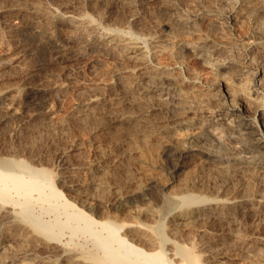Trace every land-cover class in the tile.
I'll use <instances>...</instances> for the list:
<instances>
[{"label":"rangeland","instance_id":"rangeland-1","mask_svg":"<svg viewBox=\"0 0 264 264\" xmlns=\"http://www.w3.org/2000/svg\"><path fill=\"white\" fill-rule=\"evenodd\" d=\"M7 1L6 0H0V10L10 12L13 7L20 6L19 4L22 2L25 3V6L23 3V5L21 7L26 8L27 11L32 10V8H31V6H29V2H28L30 0H28V1H25V0L24 1L23 0H7ZM57 1L58 0H56V2L53 0H51V1L50 0H48V1L47 0H45V1L41 0V3H40L39 0H37V1L31 0L30 3L33 4L35 2L38 4V2H39L40 7L44 8V10H48V9L50 10V8L51 9L56 8ZM62 1L65 4H63ZM62 1H60V0L58 1L59 2L58 6L62 5L61 8H63V9H65L66 6H68V8L70 10L72 8L73 9L77 8L76 10L80 9V11H82L81 10V8H82L83 11H87L89 13L92 12L91 14L96 18V22L101 27L102 26L103 27L108 26V27H122L124 29L129 28L131 31H133L134 34L137 33L139 36L145 38L144 41L146 42V44L149 47H152L153 45H155L156 41L153 42L151 40V38H154L157 34L158 37H156V38L158 39V41H157L158 44H161V46H164V47L162 48V50H160L159 52L154 53L152 55L149 63H147V62L145 63L144 61L141 62L140 60H137V61H139L141 63L136 62V60L135 61L131 60V61H133V62H131L130 59L125 58L123 56V50L121 48L122 45H120L121 42L118 39H112L114 41L109 40L108 45L106 42V44L100 46L97 51L96 50L91 51V53H90L91 55L88 54L86 56L87 58H85L81 63H77L74 61H72V63H71L70 60H69L70 62L67 60L66 61L62 60L59 62L47 54L46 55L45 54L39 55V53H36L35 55L34 54L32 55V54H28V52H25L24 54L23 53L20 54L19 64H17V65H15V64L14 65H4L5 67L0 66V78H2V80L0 79V81L3 82V80H4L5 83L7 82L9 84H11V83L13 84V82L15 81L16 83H14V84H18L17 81L19 79L17 80L16 78L21 76V74L29 73V75L33 76V78L36 76L34 79L37 80V78H38V80H41L42 82L50 84L52 86H53V84L57 85L58 83H61V82L64 85L63 88L53 89V91H52L53 94L51 93L52 99L50 100V103L48 104V108H47V105H46V109H45V106L43 108H40L41 110L44 109L46 111H44V110L41 111L38 108V109H36L37 111H35V112H38V114L35 115V117H33V118L27 117V115L24 114L25 116L22 115V116H20L21 118L16 117V120H15V117H11V119L14 118V120H11L12 122L11 121L9 122L10 119H8L6 122L7 124L5 122H3L4 124L2 125V122H0V126H1L0 127V130H1V132H0V145L2 146V148L0 146V150L1 151L3 150L4 153L5 152L6 153H13L14 152V154H15V151H16V154H18V153H20V151H22L20 153L21 155L19 154L20 156L24 155L23 157H25V158L27 156L28 160L30 161L29 158H31V162H33L34 164L37 165L38 163H40L41 165L39 164L38 166L44 165V167H46V168L48 167V169L51 170L52 168L54 169V167H52V166L55 164V162L57 163L60 161L59 158L55 156L56 152L60 151V149L62 150L65 148L68 150V147L70 148V146L73 145L74 143H75V145L77 144L76 145L77 149L71 150L68 152V154H69L68 158L70 157V161H74V162L75 161L76 162H93L94 159L97 157L96 155L98 153H100V151L102 152L104 149L105 153L103 151L102 154L106 155L109 158L116 159V162L119 165V168L117 169L116 172L119 173L120 175L115 173L117 176L115 174L113 176H115L114 178H115V181L117 182V185H119V182L121 181L120 185L118 186L119 189L118 188H115V189H117L119 194L122 195V198L120 199L121 201L118 202L119 205L117 207L113 208L111 206H108L102 202L101 197H103V199H105L106 197H110L111 195L118 193V192H116L117 190L116 191H114L115 189H112V190L109 189L108 190V188H106V190H108V191H106L105 188L102 189L103 187H98L97 192L100 191L103 193V194L101 193L102 194L101 195L99 192L97 194V195H99L98 200L95 201L99 204L98 212L96 213L98 220H103V219L105 220V217L107 218V216H109V217L112 216L111 220L114 219L115 221L114 220L113 221L116 222L117 224L125 225V226L129 227V228L127 227V230H126V228L124 231L122 230L121 234L128 236L127 238L129 241H131V242H133L139 246H143L144 249H147V250H155V249L158 250L160 247L158 244L161 245L159 239L161 238L162 235H164V238H167L166 241H169L168 239H170L173 244H178V245L183 244L181 246L185 245L188 248L190 247L193 249V251L195 253L198 252L197 254L200 253L199 255H201V254L203 255L205 253L204 249H206L204 247L205 243H206L208 237L213 234V236H215L216 238L222 239V240H220L221 242L220 241L218 242V244L221 245L219 247L220 248L219 250L222 252L224 250L223 253L227 252V255L232 254L231 256H229L230 258H228V257L220 258L218 264H220V261H221V264H254V263L255 264H264V256H263L264 254H263V252H260L258 250L259 247L260 248L264 247V198H263V196H264L263 192L264 191L261 192V190H264V186H262L264 183L263 182L264 181V177H263L264 176L263 175L264 168H261L262 169L261 170L260 166H256L255 164H246L243 162L244 155H245V149L243 147L242 142L237 141L236 139H232V140L228 139L226 137L227 128L222 127L224 125H221V126L218 125V127L221 128V130H219L216 134H212V135L210 134L208 136V131L210 132V129H212L216 126L215 124H213V125L211 124V125L204 126V127H202L200 124H198L199 126L198 125L194 126V125L186 124V123L179 124V126L176 127L177 130H175L172 133V136L178 138L179 143L182 146L186 145L187 144L186 139L195 133H200V132L205 130V133L207 134L203 139V141L205 143L202 142V144L203 143L205 144L204 145L205 149L203 147L204 150H203L202 154H198L197 156L193 157V159L199 157L201 159L202 163L200 162V159L197 158V164L194 165L192 163V165H190L189 169H187L185 173H184V171L179 172V171H175L171 168V166L167 162L166 156L163 153V146L160 145L161 142L163 143L165 138L168 139L167 137H164V136H166L165 134L167 133V132H165L167 124L165 123L166 124L165 125L164 122H166L165 118L169 115L168 112L166 114V110L169 111V113L171 114L172 108L174 107V105H175V109L179 108V110H185L187 108V106H191L193 109H197L196 110L197 112L200 111L201 113L200 112L199 113L203 114V113H206V112H204L206 109H207L206 111H211L212 109H214L218 104L216 102H219V100L221 101L224 93H223V90H221V88L218 87V84H220L224 79L225 80L228 79L229 83L231 82V84L234 87L237 86L239 88H240V86H242V84H244V88H245L246 87L245 86V83H246L245 80L246 81L248 80L247 81L248 83H246V84H247V87L250 86L248 84L251 81V78H250L251 73H250V71L249 72L245 71L247 69H245L244 65L241 62H242L243 58L246 57V55L244 56V54H245L246 49L249 46V44H251L253 42H259V41L263 42L264 41V34H263L264 33V0H242V1L241 0H233V1L232 0H172V1L171 0H101V1L98 0V2H96L97 0H95V1L90 0V1H93L92 3L89 0H87V1H85V0H67V1L62 0ZM26 2H28V3H26ZM89 2H90V4H89ZM94 2H96V3H94ZM84 3L87 5L85 6ZM41 4H45V5H41ZM48 4H50V5H48ZM81 4H84V6ZM171 4H173V5H171ZM46 5L49 8L46 7ZM94 5L96 8L94 7ZM73 6H75V7H73ZM79 6H80V8H79ZM3 7L4 8L6 7L5 8L6 10H4ZM46 8H48V9H46ZM91 9H92V11H91ZM221 10H223V11H221ZM253 10L257 15L254 16L255 13L254 12L252 13ZM2 11H0V16L2 15ZM100 11H101V13H100ZM111 12H113V14ZM221 13H223V14L220 15ZM248 13H249V15H251V14L252 15L249 16ZM103 14H106V16ZM230 14L232 15L231 16L232 18L234 17V14H235V18H233V20L226 18L227 15H230ZM29 16H31V17H29ZM42 19H43V21H42ZM126 19L128 20V22L126 21ZM234 19L236 22H233ZM26 20H28L29 22H32V21L38 22L37 20H39V24L41 23L40 21H42L43 26H45L46 23H47L46 25H48L51 22V20H48L45 17H41V19H35L33 17V15L30 14V12L26 14ZM129 20L131 21V23L129 22ZM137 20H139L140 22H138ZM135 21L138 24H136ZM125 25H126V27H125ZM171 25H173V26H171ZM174 26H176L177 29H176V27L174 28ZM173 28H174V30H176V32H174ZM134 30L136 33L134 32ZM257 30H259L260 32ZM150 35H151V37H150ZM261 37L263 40L261 39ZM116 40L119 42H116ZM118 43H120V44H118ZM113 45H114V47H112ZM103 47H106V48L103 49ZM243 47L245 48V50ZM225 48H228V49L225 50ZM110 49H111V51H110ZM117 49L120 51L122 50V55ZM228 50L229 51L231 50V52L229 53ZM175 51H177L178 53H176ZM226 51H228V53ZM236 52H238V53H236ZM111 54H113L114 56ZM229 54L239 55L240 58L237 60H234V61H230L229 57L227 56ZM240 54H241V56H240ZM22 56H23V59L20 58ZM117 56L121 57L120 58L121 62L118 61L119 58ZM27 59H29V60L27 61ZM127 59L130 62H128ZM123 60L127 61V62H123ZM20 61H22L23 64ZM149 64H151V65H149ZM222 64H226L227 66L222 65ZM20 65H22V66H20ZM155 65H157V67ZM152 66L155 67L156 69H159L158 70L159 72L161 70V72H160L161 74H163V73L169 74L170 73L169 76H172V77L170 79H168L170 81L167 82L168 86H166L165 89H163L162 86L159 87L161 84L156 85L157 83H159L158 80H153V82H152V80H150L151 84L149 83L150 81H148V80L145 83L143 82L142 85H147V82H148V85H152V83H154L153 85H155V88L157 87L156 89L154 88L152 90L153 92L150 91L149 94H146L149 98L144 99L147 96L144 97V94L143 95L138 94V91L136 88H137L138 81L141 80V78H142L141 76L146 71H148V69L151 68ZM1 67L3 68V70ZM14 67H16V68H14ZM242 69H245V70H242ZM11 71L14 74L16 72V74L11 75L10 74V73H12ZM171 73H172V75H171ZM17 74H18V76H17ZM4 76L5 77L7 76L10 79L8 81H11V80H13V81H11V82L6 81L7 78H5ZM15 76H17V77H15ZM117 76H119V77H117ZM138 77H141V78H138ZM13 78H15V79H13ZM117 78L120 80V82L119 81L117 82V80H118ZM173 78H174V80H173ZM65 79H66V81H65ZM133 81H134V83H133ZM2 82H0L1 86H2V84H4V82L3 83ZM112 82H113V84H112ZM6 84H4V86ZM124 86H125V88H124ZM237 87H235V89ZM247 87H246V91L244 89H242L243 86L239 90H241L245 93H248L249 91H247V90H249V88H247ZM127 88H128V90H126ZM116 89H118V91L119 92L121 91V92L120 93L117 92ZM134 89H136V91ZM236 90H234V91H236ZM239 90H237V92H241ZM92 93L93 94H99V95L101 94V97L103 95V97H102L103 99L101 100V103L103 102V104H101V105H104V107L101 105H98V106H96L95 111L93 109V111L87 112V113H90V114L95 116V119H93V121H92V117H91L92 115L89 118L88 115H90V114H87L86 112H85L86 114L83 113L84 112L83 106L80 103L82 100L85 99V97L87 98L88 95H90ZM134 94H135V96H134ZM137 94H138V96H140L139 99L142 101H139L137 99L138 98V96L136 97ZM116 96H118V97H116ZM141 96H142V98L143 97L144 98L141 99ZM123 97H125V98H123ZM131 97L134 99H132ZM104 98H106V100ZM119 98H120L121 102H119L120 101ZM127 99H129L128 104H127V102L125 103V101H127ZM146 100H148V101H146ZM113 101H115V102H113ZM144 102H146V103H144ZM113 103H116V105ZM123 103H125V105ZM130 103H131V105H130ZM160 103L161 104L163 103L164 106L162 105L163 106L162 107ZM252 103L253 102L250 103L252 105V106L250 105V107L255 106L254 105L255 103H253V104ZM112 104L114 106H117V108L119 107V109L117 110L116 107L114 109L113 108L114 106H112ZM200 104L202 106H200ZM120 105L124 106V108H127V110L129 109V107H132L133 111L130 108L128 110V112H130L131 114L133 113L135 116H137V114L138 115L144 114L145 111L148 112L149 110H151V113L153 111L154 112L152 114L148 113V115L144 119L143 118H140V119L137 118L136 121H134L135 120L134 119L132 122H129V123L126 122V124L128 126L124 125L125 124L124 122L122 124H121V122H119L120 125L118 124L119 125L118 129H116V127H115L113 129L110 128L111 129L110 130L108 123L111 119V116H112V118H114L120 113V111L126 112V109L124 110L123 107H121ZM134 106L136 107L135 109L133 108ZM159 106H161V109ZM81 107H82V109H81ZM102 107H103V109H102ZM121 108H122V110H121ZM155 108H156V110H155ZM204 108H205V110H204ZM97 109H99V110H97ZM175 109H173V110H175ZM198 109H200V110H198ZM38 110H40V111H38ZM81 110L83 112H80ZM101 110L102 111L104 110V111L102 112ZM30 111H33V110H30ZM96 111H97V113H95ZM99 112H102V114H100ZM134 112H136V113H134ZM141 112H143V113H141ZM96 114L97 115L100 114V116L99 115L97 116ZM0 115H1V113H0ZM83 115H85V116H83ZM103 115H105L104 116L105 118L103 117ZM163 115L164 116L167 115V116L164 117ZM192 115L193 114H191V116ZM86 116H88V117H86ZM94 116H93V118H94ZM107 116H108V118H110V119H108L109 121L106 120ZM1 117H0V121H1ZM83 117H84V120H83L84 123H85V120L88 118L86 120V124L88 125L89 123H91L90 124L91 127L89 125L87 126L86 124H85L86 125V127H85V125H83L84 123L80 126V124L82 123ZM97 117H99V118H97ZM100 117L105 119L106 124H103L104 119L101 120ZM147 117H149V118H147ZM78 118L81 119V123L78 122V121H80V120H78ZM232 118L235 119L236 125H238L240 127L242 126V122H243V121H241L242 116H240V117L234 116ZM18 119L20 121H18ZM21 119H22V121H21ZM32 119H34V120H32ZM97 119H99L101 121H99ZM162 119H163V125H160V124H162ZM149 120L151 121V123ZM153 120H154V122L157 121L156 124L153 122ZM98 121L100 123H98ZM8 122H9V124H8ZM134 122H135V124H134ZM138 122H140V123H138ZM146 122H147V124H145ZM148 122H149V124H148ZM200 122H202V121H200ZM18 123L23 125V126H20ZM97 123H98V125H97ZM130 123H131V125H130ZM152 123H154V124H152ZM5 124L9 125V126L7 127ZM13 124H16L15 125L16 129L14 127L11 128V125H13ZM132 124H133V126H132ZM143 124H145V126H143ZM96 125L99 127H97ZM150 125L152 126V128ZM153 125H155L154 127H156V128H154V130H152ZM156 125H158V126L160 125L161 128L156 126ZM17 126L20 127V129ZM92 127H95L97 129L95 130V128H92ZM107 127H108V129H107ZM127 127L129 128V130L139 129L140 133L138 134V132H137L138 130H137L135 132L137 135L136 134L133 135L134 131L132 130L133 132L131 133L129 131V135H128V133H127L128 130L126 129ZM2 128H4V129H2ZM8 128H10V129H8ZM88 128H90V129H88ZM91 128H92V131H91ZM119 128H120V130H119ZM143 128L145 130H147V132ZM5 129H6V131H5L6 135H4V132H3ZM104 129H106V131ZM140 129H141V131H140ZM223 129H225V130H223ZM21 130H23V131H21ZM102 130H103V132H102ZM113 130H114L115 134H116V132L120 133L119 134L120 137L118 136V134L117 135L113 134V132H112ZM116 130H118L119 132ZM7 131L9 133H7ZM142 131H145L146 133L142 132ZM152 132L154 134H156V133L157 134L154 135ZM221 132L223 133V135L221 134ZM121 133H123V134H121ZM125 133L129 137L127 135H125ZM147 133L148 134L150 133V134L148 135ZM163 133H165V134H163ZM94 134H96V135L93 136ZM108 134H109V136H108ZM131 134L133 135V137H135V136L137 137L139 135L138 136L139 139L137 137L136 138L137 141H136L132 137ZM130 135H131V138H130ZM169 135L167 134V136H169ZM219 135H220V137H217ZM115 136H118V137H115ZM121 136H124V137H121ZM144 136H148V138L150 136L151 139L150 138L148 139L147 137H144ZM106 137H108V138H106ZM109 137L110 138L112 137V138L110 139ZM140 138L143 140H141ZM144 138H146L147 141L144 140ZM107 139H109V140H107ZM222 139L223 140L225 139V141H223ZM95 140H97V141H95ZM220 140H222V143H220L221 142ZM20 141H21V143H20ZM139 142L141 144H142V142H143V144L148 142V145H146L147 143L145 145H141ZM98 143L99 144L102 143V144L99 145ZM98 145H99V147H98ZM7 146H8V148H7ZM140 146H142L141 149L138 148ZM144 146H147V150H146V147H144ZM148 146H150L149 149L151 147L153 149L149 150ZM134 147H135V149H134ZM10 148H13V150ZM19 148H20V150H19ZM6 149L10 152H7ZM142 149L146 153L143 152ZM17 151H19V152H17ZM97 151H98V153H97ZM147 151H148L149 155L147 154ZM214 151L218 152V155H217L218 157L217 156H215V158L213 157L215 160L212 158V156L210 157V155L208 156L206 154L207 152H209V153L211 152L210 154L212 155V153H214ZM150 152H152L154 155L151 154ZM217 152H215V153H217ZM107 153H109V154H107ZM219 153H220L221 158L219 156ZM142 154H143V156H141ZM150 154L152 155V157L150 156ZM113 155H115L116 157ZM111 156H113V157H111ZM146 156L149 159H150V157L153 159L147 160ZM154 156L156 157L155 159H157V160L154 159ZM141 157L143 159H146L148 162L146 160H143ZM32 158H35V159L32 160ZM216 159H218V160H216ZM246 159L250 160V158H246ZM34 160H35V162H34ZM153 160H155V161L150 163V161H153ZM189 161L192 162V159L188 160V162ZM223 162H224V165H222ZM152 163L153 164L156 163L157 165L154 164L152 166ZM236 166H237V168H241V170L239 169L240 171L245 169V172L242 171V172H244L245 176L243 173L238 175V173H240V171L238 169H236ZM246 166H248V167H246ZM217 167L218 168L222 167V169L221 168L218 169ZM233 167H235V168H233ZM224 168H225V170H224ZM227 168H228L229 172L226 171ZM235 169L237 171H235ZM196 170H197V172H196ZM248 170H249V172H248ZM191 171H192V173H191ZM221 171H226V172H221ZM198 172L199 173L203 172V173L198 174ZM236 172H238V173H236ZM252 172H254V173H252ZM210 173H212V174H210ZM215 173H217L218 175H220L222 177V179H221L220 176L216 175L219 178V181L221 179V182L223 180H226L225 177H227V178L229 177V179H227L228 181L227 180L226 181L227 182L231 181L230 182L231 184L235 181L234 182L235 184L233 183L232 185L235 186L237 184L235 187H237V189L241 188L240 190L238 189L239 191L237 190V192H236L239 195H243V194H240L241 191L244 193V195L248 194L250 191H251L250 193L253 194L254 190H255L254 193L259 192V194H256V193H255L256 195L253 194V198L258 199L261 196L260 195L261 193L263 195L260 197L261 200L259 198L260 201L259 200L253 201V204H255L254 206L250 205V204L249 205L246 204L248 206L246 208L250 209L249 215L246 216L247 218L246 217L243 218L242 222H240V224L238 223L239 226L233 225L232 229H233V227H236V229L234 228V230L229 229L228 223L225 224L226 226L220 225V226H222V228L219 225H218V227L216 226L217 228H214V225L207 224L208 214H206V212L203 209H200L201 206L203 207V205L204 206L207 205V203H209V201L212 199L219 198V197L224 198V197L228 196V194H225L224 191H221L220 186H222V184L220 185V182L218 181V178H216ZM221 173L222 174L225 173L224 176H222ZM232 173L234 175L237 174V176H240V175L241 176L240 177L231 176V175H233ZM206 174H208L209 177ZM209 174L212 176L214 174V178H212ZM227 174H229L230 176H228ZM242 174H243V176H242ZM89 175H90L89 170L86 168H83L81 171V177L82 178H88ZM192 175L193 176L196 175L195 178ZM200 175H201V177H200ZM118 176L120 177L118 179L120 180L122 178V180L118 181V179H117ZM188 176H190V178ZM179 177H180V179H179ZM186 177L188 178V180L186 179ZM223 177L225 179H223ZM182 178H184V179H182ZM191 178H193V179L191 180ZM208 178H209V182L213 179L210 182V184L208 182ZM196 179H198V180H196ZM200 179H201V181H200ZM202 179L205 181H203ZM214 179H215V182H214ZM230 179H232V180H230ZM234 179H236V180H234ZM245 179H246V181H245ZM183 180H185L184 183L185 182L188 183V184L185 183V184H187L186 186H185V184H183ZM123 181H124V183H123ZM247 181H252V183L254 185L256 183V186H254L253 184L252 185L250 184L247 186V184H249V182H247ZM55 182L57 183L56 180H55ZM200 182L202 183L203 186H201ZM207 182H208V184H207ZM213 182H214V184H213ZM216 182H219V184ZM165 183L167 184V186ZM181 183L183 186H181ZM190 183H192L191 186H189ZM196 183H198V185H195ZM215 183L217 184L216 187H215ZM243 183L245 185H243L241 187V185ZM204 184L205 185L207 184V186L208 185L209 186L207 187ZM122 185H125V186L122 187ZM188 186H189V189L187 191ZM251 186H253L252 187L253 189L251 188ZM58 187L62 188L64 194H66L67 197L71 196L70 199L72 198L71 200H74V202L76 201L75 203H77L78 206L81 207L83 205L82 208H84L85 210L87 209L86 211L90 210L89 207L87 208V206H84V203L82 204V202H83L82 199H84V198H83V194L80 190L76 191V193L74 194L73 192H71L69 189H67L66 187H64L62 185L61 186L58 185ZM120 187H121V189H120ZM180 187H183L186 189H183ZM191 187H192L191 191L194 190L193 191L194 193L190 192ZM199 187L201 190L199 189ZM218 187L220 190L218 189ZM244 187H246V189ZM248 187H249V189H247ZM256 187L260 188V189H257ZM195 188H196V192H195ZM208 188H210V189H208ZM250 188H251V190H250ZM158 189H159V192L161 191V193L158 192ZM181 189H182V191L184 190L183 192L185 195H186V193L187 194L191 193V194H195V195L197 194L198 196H203L202 198L205 199V201L199 202L197 204L195 203V206H193L194 204L193 205L187 204V207H186V204L184 205V203L182 201L177 200L178 204L180 202H182L183 204L181 205V203H180V206H178V204H176V201H174V204L171 205V208L168 205V209H167L166 208L167 202H165L168 199L167 194L170 191L171 192L172 191H174V192L178 191L181 193L182 192ZM207 189H208V191H207ZM215 189H217V190L215 191ZM103 190H105V191H103ZM211 190H213V191L211 192ZM244 190H247V191L245 192ZM248 190H249V192H248ZM156 191H157V194H156ZM216 192H218L219 195L220 194L223 195V193H224V195L223 196L222 195L217 196ZM199 193H202V195ZM104 194H105V196H104ZM73 195H75L77 198L73 197ZM100 195H101V197H100ZM211 195H213V196H211ZM160 196H163V197H160ZM158 197H160V198H158ZM162 199H164V200L166 199V200L165 201L163 200V202H162ZM164 203H165V205H164ZM40 204L41 203H39V201H38L35 209H36V211L39 209L37 212L44 213L42 211V208L40 207ZM44 205H47V203H45ZM191 206H193V207H191ZM251 206L254 208H252ZM189 207H191V210H193L191 218H188V217H183L181 219L176 218L177 212L178 213L180 211L185 212L186 208H189ZM258 208H259V210H258ZM179 209H180V211H179ZM254 211H255V214H254ZM172 213H173V216H172ZM99 215H101V216L98 217ZM195 216L197 219L195 218ZM50 217L54 218V215L50 214V213H44L45 219H47V218L52 219ZM109 217L107 219H110ZM62 218L63 219L66 218V215H64L63 213H62ZM192 218L193 219L195 218L194 219L195 223L192 222V220H193ZM181 220H182V222H181ZM171 221L173 222V224ZM174 221L176 224L174 223ZM132 222L135 223V225L133 224L134 227L129 226L130 224H132ZM161 222H163V223H161ZM164 222H166L167 224L165 223L166 224L165 225ZM170 222H171V224H170ZM187 222H188V224H187ZM127 224H129V225H127ZM162 224H164V225H162ZM1 225L2 224H0V229H1ZM138 225H143V226L146 225L149 228L151 226L150 231H152V233L151 232L149 233L150 237L143 235L144 233L142 231H140L141 229L138 228ZM159 226L163 229L162 231L160 230ZM163 226H164V228H163ZM137 228H138V231H137ZM209 228L212 232H208ZM237 228H238V230H237ZM213 229H214V231H213ZM7 230H6V228H5V230H2V231H5L4 232L5 235L6 234H12L14 231L13 229H12V231L10 229L8 231ZM204 230H205V233H203ZM216 230H218L219 232L218 231L216 232ZM158 231L159 232L161 231L160 234H157V233H159ZM234 231H236V232H234ZM162 232H165V233L162 234ZM228 232H231L232 234L229 235V234H227ZM126 233H128V234H126ZM210 233H212V234H210ZM233 233H237L239 235L236 234L237 235L236 236ZM246 233L249 235L247 236ZM70 234H71V231H69V229H67L64 232V234H62V236H63L62 237V243L59 246L60 247H61V245H62V247L67 246V248L71 249V252L73 255L71 254L72 256L70 255V256L61 257L59 259V264H67V263L68 264H96V263H94V261L92 259H91L92 261L86 259L83 256V254L81 253L82 252L81 250L94 249L93 244H92V239L89 238L88 235H83L80 233L77 234V236H73V237H70ZM133 234H134V236H133ZM165 234H167V235H165ZM201 234H202V237L199 238L201 236ZM203 234H207V235L203 236ZM78 236H79V238H78ZM206 236H207V238H206ZM225 236H227V237H225ZM238 236L243 238V239H245V238L246 239L243 242V241H241V238H239ZM82 237L85 239H82ZM133 237H134V239H132ZM203 237L206 239L204 240ZM234 237H236L237 239ZM253 237H254V239L252 240ZM148 238H152L153 241L151 243H149L147 240ZM172 239L175 241H173ZM201 239L204 240L203 241L204 243L201 241ZM143 240H145V241H143ZM224 240H225V242L226 241L227 242L224 243L223 242ZM236 240H237V242H236ZM250 240H251V242H250ZM157 241H159V243H157ZM166 241L164 240L165 246L163 244V247L166 249V252L175 250V249L170 250V247L167 248ZM239 241H240V243H239ZM246 241H249L248 243L252 244L251 245L252 248L249 249L250 251L245 248L244 244ZM174 242H177V243H174ZM197 242L200 243L201 246ZM257 242H258V244H257ZM241 243H242V245H240ZM18 244L21 245V243H18ZM18 244H14V245L10 246L11 248L8 246L6 249V253H8L9 255L13 254V252H12L13 249H14V251H17L18 249L20 251H21V249L24 250L23 249L24 246L23 245L19 246ZM195 244H198V245H195ZM259 244H261V245H259ZM73 246H75V249L77 251L75 249H73L74 248ZM152 246H154V247H152ZM174 246H176V245H174ZM192 246H194V247H192ZM20 247H23V248H20ZM87 247H89V248H87ZM203 247H204V249H203ZM84 248H86V249H84ZM25 249L28 250V248L26 246H25ZM226 250L229 251V254H228V251H226ZM20 251H17L15 253H18ZM253 251H255V252L253 253ZM175 252H176V250H175ZM175 252L174 251H172L171 253L168 252L167 254L170 253L171 255H167V256H173V253H175ZM249 252H251V253H249ZM256 252H259L258 256L256 255ZM241 253H243V254H241ZM244 253L248 256H245ZM260 254L261 255L263 254L262 258L260 257L261 256ZM76 255H78V256H76ZM178 255L180 257H182L181 254H178ZM73 256H74V258H73ZM203 259L205 260L206 258L202 256V260ZM177 260L178 259L175 258V261H177ZM204 260H203V262H205L204 264H211V263H208L206 261L207 259L205 261ZM212 264H214V263H212Z\"/></svg>","mask_w":264,"mask_h":264},{"label":"bare ground","instance_id":"bare-ground-1","mask_svg":"<svg viewBox=\"0 0 264 264\" xmlns=\"http://www.w3.org/2000/svg\"><path fill=\"white\" fill-rule=\"evenodd\" d=\"M25 1H28V0H25ZM53 1L56 2V0H53ZM58 1H57V4L55 3L56 4V8H52V9L50 8V10L48 9L49 7L47 5H46V7H48V8H46V9H48V10H44V8L40 7L39 2L41 3V0H39L38 4L35 3V2L34 3L32 2L33 4H31L30 3L31 0L28 1L29 2V6H31V8H32V10L30 9L31 11H27L26 8L21 7L24 2L20 3L19 4L20 6H18V7H13L12 6L13 8H12V10L10 12H6V11L0 10V11H2V15L0 16V66L5 67L4 65H14V64L17 65V64H19V56H20L21 53L24 54L25 52H28V54H32V55L33 54L35 55L36 53H39V55L40 54H45V55L47 54V55H50L51 57H53V59H55V60H57L59 62L62 61V60H64V61H66V60L69 61L70 60L71 63H72V61L77 62V63H81L85 58H87L86 56L88 54H90L91 51H93V50L97 51L98 48L100 46L106 44V42H107V45H108L109 44L108 41L112 40V39H118L121 42V44L120 43H118V44L122 45L121 48L123 50V56L125 58L130 59V61L131 60H134V61L136 60V62H139L137 60H140L141 62L144 61L145 63L146 62L149 63L150 60H151L152 55L154 53L159 52L164 47V46H161V44H158V42H157L158 39L156 38V37H158L157 34H156L155 37L153 36L155 39L151 38V40L153 42L156 41L157 44L155 43V45H153L152 47H149L146 44V42L144 41L145 38L139 36L135 32V30H134V32L136 34H134L133 31H131L129 28L128 29H124L122 27H108V26L107 27H103V26L101 27L96 22V18L91 14L92 13L91 12L92 9H91V11L89 10L91 13H89L87 11H83L82 8H81L82 11H80V9L76 10L77 8L76 9L72 8L70 10L68 8V6H66V8L63 9V8H61L62 5L58 6V3H59ZM60 1H62V0H60ZM85 1H87V0H85ZM28 2H26V3H28ZM90 2L92 3L93 1H90ZM90 2H89V4H90ZM96 2H98V0ZM96 2H94V3H96ZM62 3H63V1H62ZM63 4H65V3H63ZM84 4H81V5L84 6ZM41 5H45V4H41ZM48 5H50V4H48ZM86 5L87 4H85V6ZM171 5H173V4H171ZM24 6H25V3H24ZM73 7H75V6H73ZM94 7H95V5H94ZM5 8H4V10H6ZM79 8H80V6H79ZM254 10L252 11V13L254 12ZM221 11H223V10H221ZM29 12H30V14L33 15V17L35 19H41V17H45L48 20H51V22L49 21L50 24L46 25L47 24L46 23L45 26H43V24H42L43 19H42V21H40L41 22L40 24H39V20H37L38 22H36V21L29 22L28 20H26V14L29 13ZM100 13H101V11H100ZM111 13L113 14V12H111ZM222 14L223 13H221L220 15H222ZM231 14L227 15L226 18L233 20V18H235V14H234L233 18L231 17L232 16ZM103 15L106 16V14H103ZM248 15H249V13H248ZM251 15H249V16H251ZM255 15H257V14L255 13L254 16ZM29 17H31V16H29ZM127 19H126V21L128 22ZM137 21L140 22L139 20H137ZM129 22L131 23L130 20H129ZM233 22H236L235 19H234ZM136 24H138V23L136 22ZM126 25H125V27H126ZM171 26H173V25H171ZM175 27L176 26H174V28ZM174 28H173V30H174ZM176 29H177V27H176ZM257 31H259V30H257ZM174 32H176V30H174ZM150 37H151V35H150ZM261 39H262V37H261ZM112 41H114V40H112ZM119 41L116 40V42H119ZM112 47H114V45ZM104 48H106V47H103V49ZM226 49H228V48H225V50ZM122 50L121 51L118 50L121 53V55H122ZM244 50H245V48H244ZM110 51H111V49H110ZM177 51H175V52L178 53ZM228 51H226V52L228 53ZM230 52H231V50L229 51V53ZM246 52L244 54V56L246 55V57H244L243 60L241 59L242 60L241 63L244 65L245 69H247V70H245V69H242V70H245L247 72L250 71V73H251L250 74L251 77L248 75L251 78V81L248 84L250 86L247 87L246 83H248L247 82L248 80L247 81L245 80V82H246L245 86L247 88H249V90H247V91H249L248 93H245V92L239 90L243 86L242 89H244L246 91V87L244 88V84H242V86H240V88L235 86V87H237L236 88L237 90L241 91V92H237V90L231 84V82L229 83L228 79H227L228 81L224 79L220 84H218V87H220L221 90H223V93H224L223 97H222L221 101L219 100V102H216V103H218L217 106L214 109H212L211 111H206L207 109L205 110V108H204V110H205L204 112H206V113L200 114L201 113L200 111H199L200 113L197 112L196 111L197 109H193L191 106H187V108L185 110H179V108L175 109V105H174L173 108L171 107L172 108V113L171 114L169 113V111L166 110V114H167V112L169 114L168 116L165 115L167 117L165 118L166 122H164V124L165 123L167 124V125L165 124L167 126L165 132H167V133L166 134L163 133V134H165L166 136H164V137H167L168 139L165 138L163 143L161 142L162 144L160 143V145L163 146V153H164V155L167 158L168 164L171 166V168L173 170L179 171V172L180 171H184V173H185L186 170L189 169L190 165H192V163L194 165L197 164V158H199V157L194 158V159H193V157L197 156L198 154H202L203 150L205 149V146H204L205 142L203 141L204 137L207 135L205 133V130L200 132V133H195V134L189 136L186 139L187 144L184 145V146H182L179 143L178 138L172 136V133L175 130H177L176 127L179 126V124H183V123L191 124V125H194V126L200 124L202 127L208 126V125H211V124L212 125L215 124L216 126L214 128H212V129H210V132L208 131V136L210 134L211 135L212 134H216L219 130H221V128H219L218 125H220V126L224 125L222 127L227 128L226 137L228 139H230V140L236 139L237 141L242 142L243 147L245 149V155H244L243 162L246 163V164H255L256 166H260V169L264 168V41L263 42H260V41L259 42H253V43L249 44V46L246 49ZM236 53H238V52H236ZM111 55H113V54H111ZM227 56L229 57L230 61H234V60H237V59L240 58L239 55H234V54H229ZM240 56H241V54H240ZM20 58L23 59V56L20 57ZM118 58H119L118 61L121 62L120 61L121 57L119 56ZM128 59H127V61H128ZM28 60L29 59H27V61ZM127 61L123 60V62H127ZM130 61H128V62H130ZM20 62L23 64L22 61H20ZM131 62H133V61H131ZM141 62H139V63H141ZM149 65H151V64H149ZM222 65L227 66L226 64H222ZM20 66H22V65H20ZM155 66L157 67V65H155ZM14 68H16V67H14ZM2 70H3V68H2ZM158 70L159 69H156L155 67L152 66L151 68L148 69V71H146L145 73L143 72L144 74L141 76L142 78L138 77V78H141V80H139V79H138L139 81L137 80L138 84H137V88L136 89L138 91V94H142V95L144 94V97H145V96H147L146 94H149V92L152 91L155 88V85H153L154 83H152V85H148V82H147L148 86L147 85H142V83L143 82L145 83L147 80L148 81L152 80V82H153V80H158L159 83H157L156 85H160L161 84L159 87L162 86L163 89H165V87L168 86L167 82L170 81L168 79H170L172 76H169L170 73L169 74H164V73L161 74L160 73L161 70H160V72ZM10 74L11 75L12 74L15 75L16 72H15V74L13 72L10 73ZM171 75H172V73H171ZM17 76H18V74H17ZM17 76H15V77H17ZM119 76H117V77H119ZM5 78H7L6 81L10 80L7 76ZM34 78H33V76L29 75V73H24V74H21V76H19L18 78H16L17 80L19 79L17 81L18 84H14V83H16L15 81L13 82V84L12 83L9 84L7 82H6L7 83L6 84L4 82V80H3V82L6 85L4 86V84H2V86H3L2 87L1 84H0V113H1L0 117L2 116L0 122H2V125L4 124L3 122L6 123L8 119H10L9 122L11 120H14V118L11 119V117H15V120H16V117H20L22 115L23 116L27 115V117H30V118L35 117V115L38 114V112H35V111H37L36 109L43 108L44 106H45V109H46V105H47V108H48V104L50 103V100L52 99L51 98V93H52L53 89L63 88L64 87L62 82L58 83L57 85L53 84V86H52L50 84L42 82L41 80H38V78H37V80L34 79ZM0 79L2 80V78H0ZM13 79H15V78H13ZM173 80H174V78H173ZM11 81H13V80H11ZM11 81H8V82H11ZM65 81H66V79H65ZM118 81L120 82L119 79L117 80V82ZM0 82H2V81H0ZM133 83H134V81H133ZM149 83L151 84V81ZM112 84H113V82H112ZM124 88H125V86H124ZM118 89H116L117 92H119ZM136 89H134V90L136 91ZM126 90H128V88ZM234 90H236V91H234ZM135 94H134V96H135ZM138 94L136 95V97L138 96ZM118 96H116V97H118ZM102 97H103V95H102ZM102 97H101V94L99 95V94H93L92 93V94L88 95L87 98L85 97L84 100L81 99L82 101L80 103L83 106V111L84 112L82 110L80 112H83V113L86 112L87 113L88 111H93V109L95 111L96 110V106L103 104V102L101 103V100L103 99ZM139 97L140 96H138L137 99L139 101H142V100L139 99ZM123 98H125V97H123ZM143 98L141 96V99H143ZM147 98H149V97L147 96L144 99H147ZM104 99L106 100V98H104ZM132 99H134V98H132ZM119 100H120V98H119ZM128 100L129 99H127V101H125V103L127 102V104H128ZM146 101H148V100H146ZM113 102H115V101H113ZM119 102H121V100ZM251 102L255 103L254 107H250V105H251L250 103ZM125 103H123V104L125 105ZM144 103H146V102H144ZM113 104L116 105V103H113ZM113 104H112V106H114ZM130 105H131V103H130ZM162 105L164 106L163 103L161 104V106ZM101 106L104 107V105H101ZM120 106L123 107L124 110L126 109V112H121L120 111V113L114 118H112V116H111L112 114H111L110 116H111L112 120L110 118H108V116H107L106 120L110 119V121L108 120L109 123L107 122L109 124V129L110 128L113 129L115 127H116V129H118V127L120 125L119 122H121V124L124 122L125 123L124 125H127L126 122H128V123L132 122L134 119H135L134 121H136L137 118H139V119L143 118L144 119L148 115V113L149 114L151 113V110H149L148 112L145 111L144 114H140V115L137 114V116H135L133 113L131 114L130 112H128V110L130 108L132 109V107H129V109L127 110V108H124V106H122V105H120ZM135 106L133 107L134 109L136 108ZM161 106H159L160 109H161ZM200 106H202V105L200 104ZM103 107H102V109H103ZM115 107L117 108V106H114L113 108L115 109ZM81 109H82V107H81ZM99 109H97V110H99ZM118 109H119V107L117 108V110ZM173 109H175V110H173ZM30 110H33V111H30ZM40 110H38V111H40ZM42 110H44V109H42ZM121 110H122V108H121ZM155 110H156V108H155ZM198 110H200V109H198ZM44 111H46V110H44ZM132 111H133V109H132ZM102 112H99V113L102 114ZM143 112H141V113H143ZM95 113H97V111ZM134 113H136V112H134ZM87 114H90V113H87ZM100 114H98V115L100 116ZM191 114H193V115L191 116ZM91 115L92 114L88 115L89 118H90ZM83 116H85V115H83ZM88 116H86V117H88ZM93 116L94 115L91 116L92 117V121H93V119H95V116H94V118H93ZM104 116L105 115H103V117ZM234 116H237V117L238 116L239 117L242 116L241 121H243V122H242V126L241 127L236 125L235 119L232 118ZM79 118H78V120H80V121H78V122L81 123V119H79ZM97 118H99V117H97ZM104 118L100 117L101 120H103ZM147 118H149V117H147ZM19 119H18V121H20ZM32 120H34V119H32ZM83 120H84V117L82 118V123L80 124V126L84 123ZM86 120H85V123L83 125L86 124ZM97 120H99V119H97ZM101 120H99V121H101ZM21 121H22V119H21ZM99 121H98V123H100ZM200 121H202V122H200ZM9 122H8V124H9ZM105 122L106 121L104 119L103 124H106ZM153 122H154V120H153ZM156 122H154V123L156 124ZM98 123H97V125H98ZM138 123H140V122H138ZM150 123H151V121H150ZM154 123H152V124H154ZM90 124L91 123H89L88 125L91 127ZM134 124H135V122H134ZM145 124H147V122ZM145 124H143V126H145ZM148 124H149V122H148ZM15 125L16 124L11 125V128L12 127L15 128ZM19 125L23 126L21 124H19ZM86 125H85V127H86ZM130 125H131V123H130ZM160 125H163V119H162V124H160ZM160 125L159 126L156 125V126L161 128ZM6 126L8 127L9 125H6ZM132 126H133V124H132ZM154 126L155 125H153V129L152 130H154V128H156ZM97 127H99V126H97ZM18 128L20 129V127H18ZM92 128H95V127H92ZM92 128H91V131H92ZM151 128H152V126H151ZM2 129H4V128H2ZM8 129H10V128H8ZM88 129H90V128H88ZM96 129L97 128H95V130ZM107 129H108V127H107ZM126 129L128 130V132L126 131L128 133V135H129V131L131 133L134 131L133 135L136 134L135 132L137 130H138L137 131L138 134L140 133L139 129L134 130V129L130 128L131 130H129L128 127ZM104 130L106 131V129H104ZM119 130H120V128H119ZM223 130H225V129H223ZM5 131H6V129L3 131L4 135H6ZM21 131H23V130H21ZM116 131H118V130H116ZM140 131H141V129H140ZM145 131L147 132V130H145ZM145 131H142V132H145ZM0 132H1V130H0ZM102 132H103V130H102ZM112 132H113V134H115L114 130ZM7 133H9V132L7 131ZM117 134L120 137V135H119L120 133L116 132L115 135H117ZM121 134H123V133H121ZM156 134H154V135H156ZM167 134L168 135L170 134L169 135L170 137L167 136ZM221 134L223 135L222 132H221ZM95 135L96 134H94L93 136H95ZM125 135H127V134L125 133ZM131 135H130V138H131ZM133 135H132V137H133ZM220 135L217 136V137H220ZM108 136H109V134H108ZM118 136H115V137H118ZM121 137H124V136H121ZM137 137L135 136L133 138L136 140ZM144 137L148 138V136H144ZM106 138H108V137H106ZM149 138L151 139L150 136H149ZM138 139H139V137H138ZM107 140H109V139H107ZM141 140H143V139H141ZM144 140L147 141L146 138H144ZM222 140H220L221 141L220 143H222ZM21 141H20V143H21ZM95 141H97V140H95ZM223 141H225V139ZM148 142H146L147 144L146 143L143 144V142H142V144L141 143L140 144L141 145H145V144L148 145ZM202 142H204V143L202 144ZM101 144H99V145H101ZM76 145L74 143L73 145L70 146V148L68 147V150L65 148V149H62V150L60 149V151L56 152L55 156L58 157L60 161L57 162V163L54 161L55 164L52 166V167H54V169L52 168L53 170L52 169L49 170L48 167L46 168V167H44V165L43 166H38L40 163H38L37 165L34 164L33 162H31V158H29L30 161L28 160V157L26 155L25 156H26L27 159L25 157H23L24 155L20 156L21 155L20 153L22 151H20V153L16 154L15 150L17 148L14 150L15 154H14V152L13 153H6V152L4 153L3 150L2 151L0 150V224H2L1 225V229L2 230H5V228H6V230L7 229L8 230L10 229L11 231H12V229L14 230L12 234H6L5 235L4 234L5 231H2L0 229V231H1L0 232V264H59V259L61 257L70 256L72 254L71 249L67 248V246L66 247H62V245H61V247L59 246L62 243V237H63L62 234H64V232L67 229H69V231H71L72 235L70 234V237L77 236V234L80 233V234H83V235H88L89 238L92 239V244H93V248L94 249L87 250L86 248H84L86 250H81L80 249L82 251V252L81 251L80 252L83 254V256L86 259H88L90 261L93 260L94 263H96V264H204L205 262H203L204 259L202 260V256L207 259V260L206 259L205 260L208 263H211V264L212 263H214V264L216 263V264H218L220 258H224V257L230 258L229 256H231L232 254L231 255H227V252L223 253L224 250H223V252L219 250L220 249L219 247L221 245L218 244V242L220 240H222V239L216 238L215 236H213L212 233H210V234H212L211 236L208 235L209 237H208V239H207V241L205 243V246H204L206 249H204V247H203V249L205 250V253L203 255L202 254L199 255L200 253L197 254L198 252L195 253L193 251V249L190 248V247L188 248L185 245H184L185 247L181 246L183 244H181V245L173 244L170 239H168L169 241H166L167 238H164V235H162L161 238L159 239L161 245L158 244L160 246L158 250H156V249L155 250H147V249H144L143 246H139V245L129 241L128 238H127L128 236L121 234V231L122 230L124 231L125 228L127 230L128 226L117 224L116 222H114L115 221L114 219H113L114 221L111 220L112 216L111 217L107 216V218L109 217L110 219H107L105 217V220L104 219L103 220H98L97 216H96V213L98 212L99 204L97 202H95V201L98 200V197H99V195H97L100 192V191L97 192L98 187H103L102 189L105 188V190H106V188H108V190L109 189L112 190V189H115V188L119 189L118 186L120 185V182H121L120 180H122V178L119 180L118 178H120V177L119 176L117 177L118 181H120L119 185H117V182L115 181V178H114L115 176H113L115 173H117L116 171L119 168V165L116 162V159L109 158L106 155L102 154L104 149H103L102 152L100 151V153H98V151H97V153H98L96 155L97 157L94 159L93 162H76V161L74 162V161H70V157L68 158V156H69L68 152L71 151V150H76L77 149ZM99 145H98V147H99ZM141 147L142 146H140L138 148L141 149ZM144 147H146V150H147V146H144ZM149 147L150 146H148V149H149ZM203 147H204V149H203ZM1 148H2V146H1ZM7 148H8V146H7ZM10 149L13 150V148H10ZM134 149H135V147H134ZM150 149H153V148L151 147ZM19 150H20V148H19ZM148 151H147V154L149 155ZM7 152H10V151L7 150ZM17 152H19V151H17ZM143 152H145V151L143 150ZM215 152H217V151H214V153H212V155L210 154L211 152L210 153L207 152L206 154L208 156L210 155V157L212 156V158L213 157L215 158V156L218 155V152L217 153H215ZM104 153H105V151H104ZM150 153L153 154L152 152H150ZM107 154H109V153H107ZM151 154H150V156L152 157ZM113 156H115V155H113ZM113 156H111V157H113ZM141 156H143V154ZM219 156H220V153H219ZM148 157L146 158L147 160L153 159L151 157L149 159ZM155 158L156 157L154 156V159ZM220 158H221V156H220ZM246 158H250V160L246 159ZM33 159H35V158H32V160ZM146 159H143V160H146ZM190 159H192V162L191 161L188 162V160H190ZM155 160H157V159H155ZM155 160L150 161V163L154 162ZM216 160H218V159H216ZM34 162H35V160H34ZM200 162L202 163L201 159H200ZM154 164L157 165L156 163H154ZM154 164L152 163V166ZM222 165H224V162H223ZM222 167H219V168L222 169ZM246 167H248V166H246ZM83 168H86V169L89 170L90 175L88 176V178H82L81 177V171H82ZM233 168H235V167H233ZM236 169H238V170L240 169L241 170V168H237V166H236ZM236 169H235V171H237ZM224 170H225V168H224ZM226 171H228V168H227ZM226 171H221V172H226ZM242 171L245 172V169L242 170ZM242 171H240V173H238V172H236V173H238V175L241 174V173L244 174V172H242ZM196 172H197V170H196ZM199 172H198V174L203 173V172H201V173H199ZM248 172H249V170H248ZM191 173H192V171H191ZM252 173H254V172H252ZM117 174L120 175L119 173H117ZM210 174H212V173H210ZM224 174H222V176H224ZM243 174H242V176H243ZM206 175L208 176V174H206ZM216 175H218V174L215 173V176ZM227 175L230 176L229 174H227ZM263 175H264V173H263ZM195 176H193V177L195 178ZM210 176L212 178H214V174H213V176L212 175H210ZM218 176H220V175H218ZM231 176L240 177L241 175L237 176V174L236 175L233 174ZM244 176H245V174H244ZM188 177L190 178V176H188ZM200 177H201V175H200ZM216 178H218V177L216 176ZM220 178L222 179L221 176H220ZM225 178H226V180L229 179V177L228 178L225 177ZM225 178L223 177V179H225ZM54 179L57 181V183L55 182ZM179 179H180V177H179ZM182 179H184V178H182ZM186 179L188 180L187 177H186ZM192 179L193 178H191V180ZM215 179H214V182H215ZM221 179L219 181V178H218V181L220 182V185L222 184V186H220L221 187L220 189H221V191H224L225 194H228V196L224 197V198H220L219 197V198L212 199V200L209 201V203H207V205H205V206L203 205V207L202 206L201 207L199 206V207H200V209H203L206 212V214H208L207 224L214 225V228H217L218 225L220 226V225H225L226 223H228L229 229H232L233 225L235 226V225H238V223L240 224V222H242V219L245 218L247 215H249L250 209L246 208V207H248L247 205L250 204V205L254 206L255 204H253V201H258L259 198L261 196H263V195L261 193L260 194L261 196L258 199L253 198V194L254 195L259 194V192L258 193L255 192L256 193L255 194L254 193L255 190L254 191L252 190L253 194L250 193L251 191L249 192V190H248V192H249L248 194L244 195V193L241 191L240 194H243V195H239V194L236 193L237 190L239 189V188L237 189V187H235L237 184L235 186L232 185L235 181L231 184L230 183L231 181L227 182L228 180L227 181L223 180L221 182ZM196 180H198V179H196ZM230 180H232V179H230ZM234 180H236V179H234ZM184 181L185 180H183V184L187 183V182L184 183ZM200 181H201V179H200ZM203 181H205V180H203ZM245 181H246V179H245ZM208 182H209V178H208ZM208 182H207V184H208ZM210 182H209V184H210ZM214 182H213V184H214ZM219 182H216V183L219 184ZM247 182H249V184H247V186L250 185V184L251 185L253 184L252 181H247ZM123 183H124V181H123ZM192 183H190L189 186H191ZM216 183H215V187L217 186ZM60 184L62 186H64V187H66L67 189H69L74 194L76 193V191L80 190L82 192L83 198H84V199H82L83 200L82 204L84 203V206H87V208L89 207L90 210L89 209L88 210L90 212L86 211L87 209L85 210L84 208H82L83 205L81 207L78 206L77 203H75L76 201L74 202V200H71L72 198L70 199L71 196L67 197L66 194H64L62 188L58 187V185L61 186ZM187 184H185V186ZM200 184H201V186H203L201 182H200ZM207 184L206 185L204 184V185L207 186ZM195 185H198V183H196ZM243 185H245V184L243 183L241 185V187ZM124 186L125 185H122V187H124ZM166 186H167V184H166ZM181 186H183L182 183H181ZM189 186L187 187V191L189 189ZM254 186H256V183H255ZM262 186H264V183H263ZM246 187H244V188L246 189ZM249 187L247 189H249ZM252 187L253 186H251V188ZM180 188H183V187H180ZM251 188H250V190H251ZM120 189H121V187H120ZM183 189H186V188H183ZM199 189H200V187H199ZM208 189H210V188H208ZM208 189H207V191H208ZM218 189H219V187H218ZM257 189H260V188H257ZM105 190H103V191H105ZM108 190H106V191H108ZM116 190L117 189H115L114 191H116ZM191 190H192V187L190 188V192L192 193L194 190L193 191H191ZM216 190L217 189H215V191ZM181 191H182V189H181ZM212 191L213 190H211V192ZM244 191L246 192L247 190H244ZM263 191L264 190H261V192H263ZM116 192H118V190ZM158 192H159V189H158ZM195 192H196V188H195ZM101 193L102 192H100V194ZM159 193H161V191ZM181 193L178 192V191L177 192H174V191L171 192L170 191L167 194V196H168L167 197L168 198L167 201H165L166 199L165 200L162 199V202H163V200L165 202H167V204H166L167 205V207H166L167 209H168V205L171 208V205L174 204V201H176V204H178L177 200L182 201L184 203V205L186 204V207H187V204H192V205L194 204L193 206H195V203L197 204L199 202L205 201V199L202 198L203 196H198L197 194L195 195V194H191V193L190 194L186 193V195H185L184 192L182 194ZM216 193H217V196L222 195V194L219 195L218 192H216ZM224 193H223V195H224ZM156 194H157V191H156ZM199 194L202 195V193H199ZM263 194H264V192H263ZM101 195H100V197H101ZM104 196H105V194H104ZM211 196H213V195H211ZM73 197L77 198L75 195H73ZM160 197H163V196H160ZM160 197H158V198H160ZM101 198H102V202L103 203H105L108 206H111V207L115 208V207H117L119 205L118 202L121 201L120 199L122 198V195L119 194V192H118V193H115L114 195H111L110 197H106V198L104 197L105 199H103V197H101ZM263 198H264V196H263ZM260 200H261V198H260ZM38 201H39V203H41L40 207L42 208V211L44 213L53 214L54 218L50 217L52 219H48L47 218L48 219L47 220V219L44 218V213L37 212L39 209L36 211L35 207H36ZM182 202H180L181 205L183 204ZM45 203H47V205H44ZM180 203L178 204V206H180ZM164 205H165V203H164ZM193 206H191V207H193ZM191 207L186 208L185 212L184 211L182 212L179 209L180 212L176 213L177 214L176 218H178V219H181L183 217L191 218L192 217V213H193V210H191ZM252 208H254V207H252ZM258 210H259V208H258ZM62 213L64 215H66L65 219L62 218ZM254 214H255V211H254ZM100 216L101 215H99L98 217H100ZM172 216H173V213H172ZM195 218H196V216H195ZM194 219L192 220V222H194ZM171 222H170V224H171ZM181 222H182V220H181ZM161 223H163V222H161ZM165 223L166 222H164V224ZM174 223H175V221H174ZM133 224L135 225V223H133V222H132V224H130V225L127 224V225L133 226ZM164 224H162V225H164ZM172 224H173V222H172ZM187 224H188V222H187ZM220 227L222 228V226H220ZM138 228L141 229L140 231H142L144 233L143 235H145V236H149L150 232L152 233V231H150L151 226L149 228L146 225L145 226L138 225ZM138 228H137V231H138ZM163 228H164V226H163ZM234 228L236 229V227H233L232 230H234ZM160 230L162 231L163 229L160 227ZM237 230H238V228H237ZM213 231H214V229H213ZM217 231L218 230H216V232ZM160 232L157 233V234H160ZM208 232H212L210 230V228H209ZM234 232H236V231H234ZM164 233L165 232H162V234H164ZM203 233H205V230H204ZM126 234H128V233H126ZM227 234L230 235L232 233L228 232ZM233 234L236 235L237 233H233ZM165 235H167V234H165ZM204 235H207V234H203V236ZM237 235H239V234H237ZM248 235L249 234H247V236ZM133 236H134V234H133ZM201 237H202V234H201V236L199 238H201ZM225 237H227V236H225ZM78 238H79V236H78ZM206 238H207V236H206ZM206 238H204V240ZM234 238H236V237H234ZM239 238H241V237H239ZM82 239H85V238L82 237ZM132 239H134V237ZM245 239L241 238V241L244 242ZM253 239H254V237L252 238V240ZM147 240H148L149 243H151L153 241L152 238H148ZM164 240L166 241L167 248L170 247V250H172V249L176 250V252H175V250H172V251L175 252V253H173V256H167V255H171L170 253L172 251H168L170 253L167 254L168 252H166V249L163 247ZM204 240L201 239L202 242ZM225 240L223 241L224 243L227 242V241L225 242ZM143 241H145V240H143ZM173 241H175V240H173ZM236 242H237V240H236ZM248 242L249 241H246L245 244H244L245 248L247 250L252 248L251 247L252 244L248 243ZM250 242H251V240H250ZM258 242H257V244H258ZM18 243H21V245L24 246V248L20 247V248H23L24 250L21 249V251H20L18 249L17 251H20V252L15 253L17 251H14V249L12 248L13 251L12 250L11 251L13 252V254L9 255L8 253H6V249H7L8 246L10 247V246H12L14 244H18ZM157 243H159V241H157ZM174 243H177V242H174ZM239 243H240V241H239ZM198 244L201 246L200 243H198ZM198 244H195V245H198ZM18 245L21 246L20 244H18ZM174 245H176V246H174ZM240 245H242V243ZM259 245H261V244H259ZM25 246L28 248V250L25 249ZM164 246H165V244H164ZM73 247H74L73 249H75V246H73ZM152 247H154V246H152ZM192 247H194V246H192ZM87 248H89V247H87ZM228 250H226V251H228ZM258 250L260 252H263V254H264V247H262V248L259 247ZM254 252L255 251H253V253ZM249 253H251V252H249ZM258 253L259 252H256L257 256H258ZM178 254H181L182 257H180ZM228 254H229V251H228ZM241 254H243V253H241ZM262 255L260 256L261 258L264 256V255L263 256ZM76 256H78V255H76ZM245 256H248V255L245 254ZM73 258H74V256H73ZM175 258H177L178 260L175 261ZM220 264H221V261H220Z\"/></svg>","mask_w":264,"mask_h":264}]
</instances>
